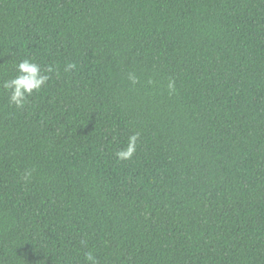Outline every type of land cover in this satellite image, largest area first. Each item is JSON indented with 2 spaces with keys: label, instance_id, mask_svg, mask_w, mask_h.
<instances>
[{
  "label": "trees",
  "instance_id": "trees-1",
  "mask_svg": "<svg viewBox=\"0 0 264 264\" xmlns=\"http://www.w3.org/2000/svg\"><path fill=\"white\" fill-rule=\"evenodd\" d=\"M23 59L52 71L16 108ZM89 250L264 264V0H0V264Z\"/></svg>",
  "mask_w": 264,
  "mask_h": 264
},
{
  "label": "clouds",
  "instance_id": "clouds-1",
  "mask_svg": "<svg viewBox=\"0 0 264 264\" xmlns=\"http://www.w3.org/2000/svg\"><path fill=\"white\" fill-rule=\"evenodd\" d=\"M74 63H68L65 65L64 71L75 69ZM17 75L9 80L3 82V88L6 91H10L9 101L14 104L16 108H22L27 103L28 97L34 92L39 91L42 86L49 80L48 73L52 71L51 68L42 69L40 64L33 62L30 59H23L16 65ZM129 79L136 82V78L129 75ZM168 87L171 89L174 87V82L169 81ZM139 139V133H132L128 139L126 146L118 149L115 152V157L118 161L130 160L137 150V142ZM83 243V241H82ZM84 259L87 264H100L96 255L89 250L84 254Z\"/></svg>",
  "mask_w": 264,
  "mask_h": 264
}]
</instances>
